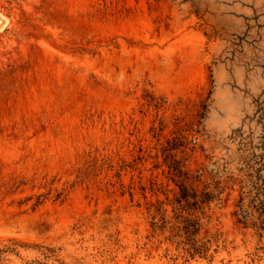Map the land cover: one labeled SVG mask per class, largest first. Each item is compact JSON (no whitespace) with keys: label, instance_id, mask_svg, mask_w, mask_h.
<instances>
[{"label":"rangeland","instance_id":"374dc122","mask_svg":"<svg viewBox=\"0 0 264 264\" xmlns=\"http://www.w3.org/2000/svg\"><path fill=\"white\" fill-rule=\"evenodd\" d=\"M0 13V264H264L230 187L195 211L201 241L220 234L213 258L187 253L171 166L201 174L199 192L213 167L238 171L231 136L256 128L264 96V0H0Z\"/></svg>","mask_w":264,"mask_h":264},{"label":"trees","instance_id":"16d2710c","mask_svg":"<svg viewBox=\"0 0 264 264\" xmlns=\"http://www.w3.org/2000/svg\"><path fill=\"white\" fill-rule=\"evenodd\" d=\"M252 118L256 119V128L247 132L243 127H239L231 136L233 141L237 142V151L240 153L236 157L235 168L238 171L225 167L224 172L220 173L218 168L213 167L210 171L212 181L203 191L199 192L194 183L201 180V174H191L174 157L171 166L175 170L180 188L177 196V218L180 222L173 226V229H177L174 236L179 237L178 242L183 243L187 253L192 256L201 254L213 258L212 245L214 241L219 240L220 234H214L208 241H201L198 235L202 222L195 211L203 208L206 203L221 199L227 187L238 190L233 209L235 222L245 231L252 232L257 238V251L264 252V96L257 99V108ZM173 148L175 147H168L167 150L171 151ZM216 163L217 161L214 164ZM186 209L188 213L184 214ZM190 209L194 211H189ZM214 251H217V248Z\"/></svg>","mask_w":264,"mask_h":264},{"label":"bare ground","instance_id":"6f19581e","mask_svg":"<svg viewBox=\"0 0 264 264\" xmlns=\"http://www.w3.org/2000/svg\"><path fill=\"white\" fill-rule=\"evenodd\" d=\"M7 22H8V18L0 13V23H1L0 28H3L7 24Z\"/></svg>","mask_w":264,"mask_h":264}]
</instances>
